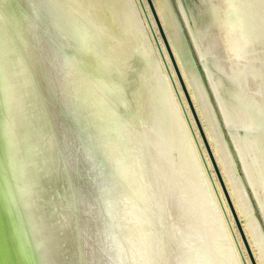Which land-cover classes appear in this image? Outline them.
Masks as SVG:
<instances>
[{
  "label": "water",
  "instance_id": "water-1",
  "mask_svg": "<svg viewBox=\"0 0 264 264\" xmlns=\"http://www.w3.org/2000/svg\"><path fill=\"white\" fill-rule=\"evenodd\" d=\"M144 1L238 253L257 264ZM0 264H238L133 0H0Z\"/></svg>",
  "mask_w": 264,
  "mask_h": 264
},
{
  "label": "rangeland",
  "instance_id": "rangeland-1",
  "mask_svg": "<svg viewBox=\"0 0 264 264\" xmlns=\"http://www.w3.org/2000/svg\"><path fill=\"white\" fill-rule=\"evenodd\" d=\"M152 1L170 46L175 51L177 63L182 70L189 94L193 98L256 262L264 264V249L259 244L262 241L264 245V210L261 211L264 209V33L259 31L264 23V11L260 8L262 2L260 0ZM133 3L171 98L177 106L180 119L182 118L189 141L191 140L190 143L194 147V154L201 163L202 174L206 176L207 185L214 195L216 208L222 223L226 225L224 229L226 227L227 237L229 236L238 264H243L241 253H238V248L232 239L229 225L217 200L216 189L214 192L201 154L203 153L205 161L208 162L217 191L220 192L210 161L188 113L179 84L172 72L178 88L176 94L151 35V27L153 26L155 31L156 28L149 9L144 4V0H133ZM236 15L241 19L238 28L233 25L235 17L239 18ZM179 95L201 145V154L192 131L188 128L187 119L177 98ZM219 194L223 199L222 193ZM229 219L231 222L230 217ZM241 250L245 254L242 247Z\"/></svg>",
  "mask_w": 264,
  "mask_h": 264
},
{
  "label": "bare ground",
  "instance_id": "bare-ground-1",
  "mask_svg": "<svg viewBox=\"0 0 264 264\" xmlns=\"http://www.w3.org/2000/svg\"><path fill=\"white\" fill-rule=\"evenodd\" d=\"M261 2H262V4H260V8L262 9H260L261 11H264V0H260ZM220 3V2H219ZM259 3V2H258ZM144 4L146 5V3H145V1H144ZM147 6V5H146ZM148 7V6H147ZM254 8V7H253ZM233 12H235V10L233 11ZM237 16V15H236ZM237 17H239V16H237ZM239 19H240V17L239 18H236L235 17V21L233 22V25L234 26H236V28H238V25L240 24L239 23ZM241 20V19H240ZM264 22V21H263ZM241 25V24H240ZM263 28L262 29H260L259 28V31H261V33H264V23H263ZM240 27V26H239ZM151 30H154V28H153V26L151 27ZM154 32H155V30H154ZM149 39V38H148ZM150 42V41H149ZM181 44V43H180ZM249 46V45H248ZM252 46V45H251ZM250 46V47H251ZM161 47H162V45H161ZM171 48H172V46H171ZM249 48V47H248ZM163 50V49H162ZM174 49L172 48V51H173ZM254 51V50H253ZM252 51V52H253ZM174 53H175V51H174ZM166 56V55H165ZM166 58V60H167V57H165ZM259 60V59H258ZM260 61V60H259ZM167 64H168V62H167ZM260 67H261V65H260ZM262 68V67H261ZM181 72H182V70H181ZM173 75V74H172ZM173 79H174V76H173ZM174 82H175V79H174ZM176 83V82H175ZM177 84V83H176ZM178 89V88H177ZM176 106V105H175ZM246 106V105H245ZM177 107V106H176ZM239 107V106H238ZM249 107V106H248ZM177 109V108H176ZM238 109V108H237ZM236 111H238V110H236ZM257 111V110H256ZM177 112H178V110H177ZM248 113V112H247ZM260 113V112H259ZM180 115V114H179ZM181 117V116H180ZM182 119V118H181ZM182 122V121H181ZM191 124H192V122H191ZM182 125H183V123H182ZM183 128H184V130H185V126L183 125ZM192 128H193V126H192ZM204 129V128H203ZM186 134H187V131H186ZM187 137H188V134H187ZM208 137V136H207ZM256 138V137H255ZM188 140H189V137H188ZM191 142V140L189 141V143ZM190 145H192L191 143H190ZM259 145V144H258ZM192 148H194L193 147V145H192ZM250 149V148H249ZM193 151H195V150H193ZM196 153V152H195ZM264 153V152H263ZM263 156H264V154H263ZM195 157H197L196 155H195ZM198 158H196V160H197ZM205 159V158H204ZM263 159H264V157H263ZM229 161V160H228ZM207 162V161H206ZM198 163H199V166H200V169H201V163L198 161ZM230 163V162H229ZM228 163V164H229ZM207 165H208V162H207ZM230 165V164H229ZM260 165H261V163H260ZM264 166V165H263ZM208 167H209V165H208ZM261 168V167H260ZM264 170V169H263ZM209 171H210V168H209ZM201 172H203V170L201 169ZM204 174V173H203ZM202 174V175H203ZM211 174V173H210ZM261 175V174H260ZM212 176V175H211ZM262 176V175H261ZM206 176H204V178H205ZM213 177V176H212ZM213 180H214V177H213ZM230 180H232V179H230ZM236 180V179H235ZM205 181H206V178H205ZM255 181H257V180H255ZM264 181V180H263ZM260 182V185H261V181H259ZM208 182L206 181V184H207ZM237 183V182H236ZM238 184V183H237ZM259 184V183H258ZM258 184H257V186H258ZM235 185V184H234ZM216 186V183H215V180H214V187ZM236 186H238V185H236ZM235 186V187H236ZM207 187H208V189H209V192H211L210 191V187L207 185ZM219 187V186H218ZM239 187V186H238ZM216 190H217V186H216V188H215ZM237 189V188H236ZM263 189V188H262ZM252 190V189H251ZM257 190H258V187H257ZM253 191V190H252ZM219 192V191H218ZM220 193V192H219ZM260 193H262V192H260ZM264 194V193H263ZM211 195H212V198H213V201H214V195H213V193L211 192ZM235 196V195H234ZM237 196V195H236ZM238 198V197H237ZM261 199V198H260ZM214 204H215V202H214ZM215 207H216V205H215ZM262 210H264V209H261V211ZM218 211V210H217ZM218 214H219V217H220V220H221V223H222V218H221V216H220V213H219V211H218ZM240 222H241V220H240ZM225 224L223 223V226H224ZM226 226V225H225ZM225 229H226V227H225ZM226 231V230H225ZM226 234H227V232H226ZM258 234V233H257ZM256 236V235H255ZM228 238H229V236H228ZM256 238H258V237H256ZM261 239V238H260ZM230 240V239H229ZM259 240V239H258ZM259 244H261L263 247V249H264V245H263V242L261 241ZM259 246V245H258ZM262 249V250H263ZM257 261V260H256Z\"/></svg>",
  "mask_w": 264,
  "mask_h": 264
}]
</instances>
